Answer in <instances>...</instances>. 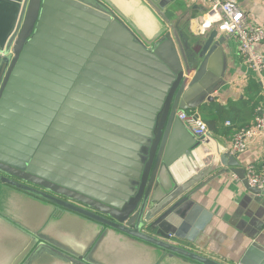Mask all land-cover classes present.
<instances>
[{"label":"water","instance_id":"water-1","mask_svg":"<svg viewBox=\"0 0 264 264\" xmlns=\"http://www.w3.org/2000/svg\"><path fill=\"white\" fill-rule=\"evenodd\" d=\"M142 1L165 26L149 44L100 0H0V172L25 183L0 174L6 264H116L112 248L223 264L172 242L199 207L205 184L192 187L212 170L264 194L216 140L214 166L178 117L214 101L223 81L204 85L224 39L186 36L167 15L175 0ZM176 166L185 179L171 185Z\"/></svg>","mask_w":264,"mask_h":264},{"label":"crops","instance_id":"crops-1","mask_svg":"<svg viewBox=\"0 0 264 264\" xmlns=\"http://www.w3.org/2000/svg\"><path fill=\"white\" fill-rule=\"evenodd\" d=\"M237 2L252 25L264 27V0ZM210 6V0H175L167 15L186 36H206L214 30L210 29L201 34V26L208 19ZM135 33L140 38L145 37L144 34ZM220 38H223L224 42L210 59L209 80L204 86L207 87L218 79H221L223 84L213 94L214 101L205 100L202 104L208 108L205 115L211 117L216 114L222 118L217 123L219 135L210 132L206 139L215 152L214 166L219 160L216 141L225 149L230 150L232 146L233 137H225L223 132L228 128L235 132L252 125L256 109L264 104L262 86L252 69L241 61L237 41L222 33H219L217 40ZM257 50L264 53V44L258 45ZM194 97L190 100H194ZM193 111L201 114L199 108ZM263 141L264 136L259 137L250 144L247 152L235 156L242 169L251 164L264 168ZM182 168L176 166L172 176L164 177L165 180L171 185L178 180L184 181L185 176H180ZM213 174L212 170L205 172L192 187L191 192L205 184L194 196L199 205L195 208L196 212H190L183 219L186 227L179 231L183 238L174 237L173 244L224 264H264V194L250 193L243 181L231 173L219 175L215 179L211 178ZM155 194L162 196L164 193L160 189ZM199 226L203 229H199ZM73 243L74 240H71L69 244ZM111 253L116 264H131L132 261V264H193L182 257H170L153 250L133 253L126 249L123 252L112 248ZM0 261V264L7 262L1 259Z\"/></svg>","mask_w":264,"mask_h":264},{"label":"built area","instance_id":"built-area-1","mask_svg":"<svg viewBox=\"0 0 264 264\" xmlns=\"http://www.w3.org/2000/svg\"><path fill=\"white\" fill-rule=\"evenodd\" d=\"M210 2V12L208 19L201 26V34L214 29L235 39L238 43L241 61L257 75L264 95V53L257 50L258 45L264 44V27L252 25L237 0H210ZM178 117L195 138L209 137V129L199 112L180 111ZM261 136H264V104L256 109L252 125L240 128L234 134L230 149L231 155L244 154L248 151L250 144ZM245 171V179L249 186L264 191V168L251 164L246 167Z\"/></svg>","mask_w":264,"mask_h":264},{"label":"rangeland","instance_id":"rangeland-1","mask_svg":"<svg viewBox=\"0 0 264 264\" xmlns=\"http://www.w3.org/2000/svg\"><path fill=\"white\" fill-rule=\"evenodd\" d=\"M102 2L134 32L144 34L145 37L142 38L148 44L156 42L158 36L165 31L162 20L159 21L157 14L141 0H102ZM1 81L2 76L0 83Z\"/></svg>","mask_w":264,"mask_h":264},{"label":"trees","instance_id":"trees-1","mask_svg":"<svg viewBox=\"0 0 264 264\" xmlns=\"http://www.w3.org/2000/svg\"><path fill=\"white\" fill-rule=\"evenodd\" d=\"M258 86L260 87V84H258ZM208 110V108L202 106L200 108L201 114H202V119L203 121L206 123L209 132H211L213 135H219V130L217 129V123L219 120H222V118L219 115L216 114H212L211 117H208V115H205L206 111ZM238 130V129H237ZM236 130V131H237ZM236 131L234 132L232 130V128H228L225 130V132H223L225 137H229L232 138L234 136V134L236 133Z\"/></svg>","mask_w":264,"mask_h":264},{"label":"flooded vegetation","instance_id":"flooded-vegetation-1","mask_svg":"<svg viewBox=\"0 0 264 264\" xmlns=\"http://www.w3.org/2000/svg\"><path fill=\"white\" fill-rule=\"evenodd\" d=\"M0 165H5V164H3V162H0ZM5 166H6V167H9V166H7V165H5ZM0 170H1V169H0ZM0 174L9 177V178H10L11 180H13V181H16V182H19V183H23L20 179L14 177V176L6 175V174H3V173H1V172H0ZM23 184H25V183H23ZM26 185L29 186V187H31V188H34V189H36V190L45 191L44 188L39 187V186H34V185H32V184H29V183H26ZM54 195H56V194H54ZM58 198H60V197H58ZM74 203H77V205H79V206H83V205H82L81 203H79V202H75V201H74ZM66 237H67V235H66ZM64 241H65L66 243H67V242L70 243V241H71V237H70V235H68V237H67L66 239H64ZM132 263H133V261H132ZM132 263H131V264H132ZM44 264H45V263H44ZM48 264H55V263H51V262L49 263V262H48Z\"/></svg>","mask_w":264,"mask_h":264},{"label":"bare ground","instance_id":"bare-ground-1","mask_svg":"<svg viewBox=\"0 0 264 264\" xmlns=\"http://www.w3.org/2000/svg\"><path fill=\"white\" fill-rule=\"evenodd\" d=\"M214 144V143H213Z\"/></svg>","mask_w":264,"mask_h":264}]
</instances>
